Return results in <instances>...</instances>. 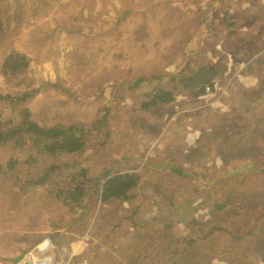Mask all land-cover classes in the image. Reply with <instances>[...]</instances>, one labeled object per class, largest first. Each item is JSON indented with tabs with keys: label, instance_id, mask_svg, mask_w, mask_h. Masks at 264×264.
Masks as SVG:
<instances>
[{
	"label": "rangeland",
	"instance_id": "1",
	"mask_svg": "<svg viewBox=\"0 0 264 264\" xmlns=\"http://www.w3.org/2000/svg\"><path fill=\"white\" fill-rule=\"evenodd\" d=\"M112 4L117 8L124 4L144 5L150 11L124 23L123 39L111 35L112 24L102 26L107 32L101 38L84 39V35L97 34L100 20L111 16ZM18 5L21 8L16 16ZM165 6L176 12L170 14ZM248 8H254L252 13ZM4 11L10 16L14 42L31 60L24 77L27 84L35 89L40 81L57 82L68 91L67 95L50 90L39 93L29 104L34 120L40 125H52L72 115L89 126L107 107L110 112L105 120L113 137L88 139L86 166L93 190L72 213L47 200L43 191L35 197L23 196L14 211L7 210L6 199L0 198V264H133L119 245L105 247L99 242L103 222L108 218L120 220L127 208L126 203L117 200L101 203L93 195L106 171L114 174L119 168L122 173L134 171L141 176L138 192L144 199H154L158 207L155 214H143L142 218L158 219L156 228L167 223L174 205L178 207L181 219H175L170 231L178 236L182 234L178 225L185 223V216L202 217L211 223L230 221V210L215 212L209 204L224 203L229 198V207L239 196L250 199L256 188L264 191V90H257L264 83V68L259 71V66H264V0H0V13ZM13 18H17L18 25L12 22ZM139 26L140 30L135 31ZM75 52L85 54L77 64L70 63V55ZM91 52L96 53L94 61L90 60ZM1 64L0 60V67ZM102 67L111 69L110 77H101V84L92 83L90 78L100 76ZM154 67L155 72L170 75V88L176 83L181 91L176 101L190 103L185 97L187 92L188 96L193 91L201 93L199 82L189 88L181 83L199 70L215 73L212 86L208 85L213 92L193 98L194 104L204 97L215 99L227 85L214 107L222 117L220 129L203 131L197 141L203 151L183 150L177 157L172 154L173 142L161 137L163 131L152 129L144 117L131 116L130 111L144 101L142 94L155 83L141 86L135 95L129 89L130 80L141 69L149 73ZM87 75L92 76L85 83L77 78ZM203 78L199 74L193 79ZM122 81L124 87L119 86ZM254 82L257 88L253 87ZM12 86L0 72V94H13ZM160 109L162 106L155 107L149 115ZM7 118L8 114L0 110V122ZM123 119L131 131L148 143L126 141L120 131ZM154 138L156 142L152 141ZM147 148V153L139 151ZM5 157L4 153L0 161ZM185 159L193 163L184 166ZM24 170L23 166L16 168L20 178L24 177ZM232 176L215 185L219 179ZM11 177L5 178L8 187L17 188L19 185ZM3 189L7 191L6 187ZM168 194L175 197L173 203L166 200ZM118 229L114 228V232ZM124 240L130 241L127 237ZM245 240L250 242L249 237ZM149 245L151 241L144 238L132 245L131 252L139 256L135 264H148L156 251ZM108 253L112 259L101 256ZM242 259L247 262L245 255ZM207 260L209 264H236V257L227 253L208 255Z\"/></svg>",
	"mask_w": 264,
	"mask_h": 264
},
{
	"label": "trees",
	"instance_id": "2",
	"mask_svg": "<svg viewBox=\"0 0 264 264\" xmlns=\"http://www.w3.org/2000/svg\"><path fill=\"white\" fill-rule=\"evenodd\" d=\"M149 1L147 0V3ZM37 5L38 2H36V7ZM43 5L45 8L51 7L47 4ZM142 6L134 4H124L122 8H117L116 5L111 6L113 8L110 11L111 16L100 20L101 25H98V31L94 28L97 34L95 36L84 35V39L101 38L100 35L107 32L102 27L105 24H108L107 27L112 24L111 35L123 39L121 33L125 27L124 23L137 14L143 15L150 11L149 7L144 9ZM20 8L19 5L15 7L16 16ZM165 9L170 11V14L176 12L175 9L171 11V7L165 6ZM251 10L254 8H248L249 13H252ZM9 17L5 11L0 13V60L2 61L0 72L14 88L13 94H0V110L8 114V118L0 122V159L4 153L6 156L0 161V198L6 199L7 210L14 211L18 208L23 196L32 194L35 197L43 191L47 200L67 208L72 213L81 206L89 191L93 190L91 189L93 180L89 178V167L86 166L88 157L86 153L89 151L88 139L92 136L98 140L113 137V130L105 120L110 110L105 107L99 118L89 126L76 121L72 115L67 116L65 121L52 125L37 123L29 108L31 101L45 90L54 91L58 95H67L68 91L57 82L40 81L35 89L27 84L24 77L28 73L31 60L17 42H14L15 38L10 32L12 28ZM20 18H23L22 11ZM12 22L19 24L17 18H13ZM134 30L139 31L140 26ZM93 41L94 39L88 43L91 44ZM99 52L102 50L100 49ZM83 56L85 54L80 52L71 54L70 63L77 64V60H81ZM90 56V60L94 61L96 53L91 52ZM152 70L154 72L150 73ZM152 70L147 73L141 69L130 80L129 85V89L136 95V91H140L141 86L155 83L142 94L144 101L138 105V108L133 109L135 116L144 117L147 120L149 113L155 107H165L173 103L174 92L178 90L176 83L172 84L174 88L167 85L170 82L169 74L164 71L155 72V67ZM110 73V68L102 67L100 76L87 75L77 78L85 83L87 77L92 76L93 78H90L92 83L98 85L101 84V77H110ZM199 74H203L205 78L193 79ZM214 75L215 73L210 70H199L193 76L184 78L181 83L185 88H189L194 86L193 83L198 85L199 82L202 92L205 91V86H212ZM124 83L119 82V86L124 87ZM19 166L25 168L22 178L16 172ZM261 174H264V170ZM10 175L13 176L11 177L12 182L19 185L17 188L8 187L5 178ZM233 177L219 179L215 185H221ZM242 178L246 179L245 176ZM140 182L139 174L122 173L119 168L114 174L106 171L99 178L93 195L97 196L101 203L117 200L127 204L125 217L123 216L118 221L108 218L103 222L104 231L98 234V238L101 236L99 242L102 246L119 245L133 264L139 256L131 252L134 250L132 245L137 240L141 242L143 238L150 240L151 245L148 247L156 250L149 257L148 264H209L208 260L206 261L208 255H222V253L233 254L236 257V264H264V199L256 198L258 195L264 196L263 190L259 188L253 190L250 199L239 196L229 207V198H226L224 203L215 201L209 204V208L215 212L230 210V221L211 223L204 221L202 217L185 216V223L178 225L182 230V234L178 236L170 232L174 228L175 219H181L182 212H178V207L175 205L172 206L167 223L159 225V228H156L158 219L142 218L143 214H155L158 207L154 199L151 197L144 199L138 192ZM87 183L90 185H86ZM4 187L7 191H4ZM166 200L173 203L175 197L168 194ZM255 206L256 214L254 213ZM114 228L120 229L114 232ZM94 233L98 232L94 231ZM126 237L130 239L129 242L124 240ZM245 237H249L250 242H247ZM243 249L245 251H241ZM244 255L247 262L242 259ZM101 256L112 259L109 253ZM224 264L227 263L224 262Z\"/></svg>",
	"mask_w": 264,
	"mask_h": 264
},
{
	"label": "crops",
	"instance_id": "3",
	"mask_svg": "<svg viewBox=\"0 0 264 264\" xmlns=\"http://www.w3.org/2000/svg\"><path fill=\"white\" fill-rule=\"evenodd\" d=\"M261 19H263V16L261 17ZM162 37L166 40L165 34ZM262 67L264 68V66H259V71H261ZM253 87L257 88L256 82H254ZM211 88H209L210 90L208 92L206 90L202 91L201 93L193 91L191 96H188L187 92L185 94V97L190 101V103H185L181 100L176 101V97L181 92H179L178 90L176 96L174 97L173 103L168 106L162 107V109H160L159 111H156L149 115L148 121L151 122L152 129L163 131L164 133L161 135V137H166V141L169 139V141L173 142V155L181 157L183 150L185 153H187V150H190L194 153H196V151H203L200 143H197V141L200 140L201 133L203 131L215 132L220 129L222 117L221 114L215 111L214 107L216 106L215 102L220 100L227 91V85L225 86L223 92L217 93L218 96L215 99L214 97L212 99L204 97V99L200 100L196 104L192 102L193 98H201L203 96L202 94H204L205 92H213V89ZM257 90H264V83L263 85L259 86ZM208 96L210 97L211 94ZM130 114L132 117L135 116L133 113V109L130 111ZM161 124L163 125L160 126ZM130 129L131 128L128 126L127 122H125L124 119L120 121V131L123 130L122 133L126 141L132 143L133 141L141 140L139 136H142L136 131H131ZM141 141L143 143H148V140H145L144 137ZM152 141L156 142V139L154 138ZM139 151L144 154L147 153L148 148L140 149ZM192 163L193 161H188L187 159H185L183 165L188 166ZM127 173H134V171H128ZM152 185L157 186V184Z\"/></svg>",
	"mask_w": 264,
	"mask_h": 264
},
{
	"label": "built area",
	"instance_id": "4",
	"mask_svg": "<svg viewBox=\"0 0 264 264\" xmlns=\"http://www.w3.org/2000/svg\"><path fill=\"white\" fill-rule=\"evenodd\" d=\"M205 90L208 92L210 89H209V87H206V89H205Z\"/></svg>",
	"mask_w": 264,
	"mask_h": 264
},
{
	"label": "water",
	"instance_id": "5",
	"mask_svg": "<svg viewBox=\"0 0 264 264\" xmlns=\"http://www.w3.org/2000/svg\"><path fill=\"white\" fill-rule=\"evenodd\" d=\"M23 264H30V263H28V262H25V263H23Z\"/></svg>",
	"mask_w": 264,
	"mask_h": 264
},
{
	"label": "bare ground",
	"instance_id": "6",
	"mask_svg": "<svg viewBox=\"0 0 264 264\" xmlns=\"http://www.w3.org/2000/svg\"><path fill=\"white\" fill-rule=\"evenodd\" d=\"M40 264H42V263H40Z\"/></svg>",
	"mask_w": 264,
	"mask_h": 264
}]
</instances>
